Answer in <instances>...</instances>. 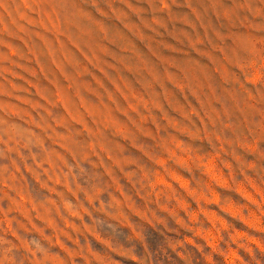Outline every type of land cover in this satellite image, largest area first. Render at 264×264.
<instances>
[{"label": "rangeland", "instance_id": "obj_1", "mask_svg": "<svg viewBox=\"0 0 264 264\" xmlns=\"http://www.w3.org/2000/svg\"><path fill=\"white\" fill-rule=\"evenodd\" d=\"M0 264H264V0H0Z\"/></svg>", "mask_w": 264, "mask_h": 264}]
</instances>
